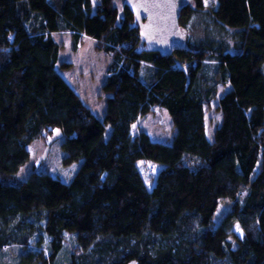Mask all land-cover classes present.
<instances>
[{"label":"trees","instance_id":"obj_1","mask_svg":"<svg viewBox=\"0 0 264 264\" xmlns=\"http://www.w3.org/2000/svg\"><path fill=\"white\" fill-rule=\"evenodd\" d=\"M180 24L204 35L161 55L125 2L0 0V264H264V0H191ZM63 31L113 55L102 117L60 71ZM157 107L171 141L134 133ZM55 127L73 178L19 177ZM142 160L160 166L153 184Z\"/></svg>","mask_w":264,"mask_h":264},{"label":"rangeland","instance_id":"obj_2","mask_svg":"<svg viewBox=\"0 0 264 264\" xmlns=\"http://www.w3.org/2000/svg\"><path fill=\"white\" fill-rule=\"evenodd\" d=\"M97 1L99 0H94L95 4ZM124 2L125 0H117V4L121 9ZM205 4L216 7L218 0H205ZM187 33L193 37H200L204 35L203 25L195 24L188 29ZM53 36L61 45V61L72 63L69 68L60 69L61 73L76 88L93 111L102 117L106 107V93L102 91V86L109 76L113 55H108L104 51L99 50L97 41L88 35L82 36V40L77 45V48L74 45L72 32H58L54 33ZM216 104L217 100H214L207 110V131L210 138H213L214 130L221 120V113L216 109ZM133 130L134 133L146 131L152 139L158 141H171L176 131L168 111L165 108L159 107L155 108L151 113L142 116L134 124ZM63 140L64 133L60 127H55L46 136L34 140L29 145L30 159L18 171V176L27 178L33 169L47 167L64 181H70L77 171L78 164H63L62 158L66 152L62 146ZM159 167V164L156 162L142 160L140 169L146 176V181L149 185L154 183ZM226 208L223 205H220L218 208L216 214L217 223L220 222L225 214ZM231 231L230 238L235 239L236 235L242 234L243 229L237 223ZM10 251L8 252L9 254ZM8 253L5 254V259L7 262H12ZM63 254L64 251H62L60 256Z\"/></svg>","mask_w":264,"mask_h":264},{"label":"water","instance_id":"obj_3","mask_svg":"<svg viewBox=\"0 0 264 264\" xmlns=\"http://www.w3.org/2000/svg\"><path fill=\"white\" fill-rule=\"evenodd\" d=\"M191 0H126L140 25L146 48L161 55L182 50L187 45V29L180 24L182 10Z\"/></svg>","mask_w":264,"mask_h":264},{"label":"built area","instance_id":"obj_4","mask_svg":"<svg viewBox=\"0 0 264 264\" xmlns=\"http://www.w3.org/2000/svg\"><path fill=\"white\" fill-rule=\"evenodd\" d=\"M150 170V169H149Z\"/></svg>","mask_w":264,"mask_h":264}]
</instances>
